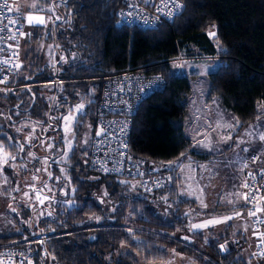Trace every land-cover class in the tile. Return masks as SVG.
Wrapping results in <instances>:
<instances>
[{
  "label": "trees",
  "instance_id": "16d2710c",
  "mask_svg": "<svg viewBox=\"0 0 264 264\" xmlns=\"http://www.w3.org/2000/svg\"><path fill=\"white\" fill-rule=\"evenodd\" d=\"M181 1L183 8L174 19L143 29L119 22L118 12L125 0H55L54 9L61 20L53 22L45 37L54 43L59 56L62 52L68 55L67 62L59 61L56 70L41 62L36 53L38 34L29 44L24 43L14 83L19 85L31 77L62 76L63 83L51 90L70 99L61 115L79 102L85 103L86 113L77 116L73 128L76 142L68 157L69 175L76 189L74 205L69 208L62 201L55 203L51 215L38 220L34 230L44 231L49 238L45 242L47 255L42 254L39 244L32 246L34 264L158 263L169 260L173 249L192 256L195 264H248L243 256L245 244L233 239L242 233L230 236L232 225L212 241L203 231L189 230L188 211L197 202L180 192L176 159L183 156L181 153L190 152L202 159L209 154L191 149L193 140L186 120L192 82L175 71L169 60L182 53L193 59L213 56L219 61L208 73L206 102L217 99L233 112L240 122V133L264 116V110L257 109L258 102L264 103V0ZM193 48L198 49L197 54ZM73 52L75 57L70 58ZM128 67L144 73L160 72L166 80L162 90L142 101L130 135L136 154L175 161L173 183L159 190L133 188V179L123 178L126 182H122L120 177L93 171L87 162L90 146H79L89 123L95 134L106 77ZM0 98L8 105L10 117L6 121L9 125L0 123V144L13 155L21 154L23 135L13 127L20 123L24 127L26 121H47L53 101L45 97L41 84L18 88L15 93L0 89ZM56 120L60 124L59 115ZM62 142L58 140L56 146ZM28 148L25 145L26 151ZM61 153L62 149L53 158ZM54 171L58 174L56 167ZM21 227L31 232L26 225ZM184 235L193 241L183 239ZM20 238V233H2L0 246ZM221 245L226 251L220 250Z\"/></svg>",
  "mask_w": 264,
  "mask_h": 264
},
{
  "label": "rangeland",
  "instance_id": "374dc122",
  "mask_svg": "<svg viewBox=\"0 0 264 264\" xmlns=\"http://www.w3.org/2000/svg\"><path fill=\"white\" fill-rule=\"evenodd\" d=\"M56 4H60V1H56ZM43 6L46 11L44 13L41 12L42 15L45 16L46 20L48 17H52V19L48 20L46 26L43 25L42 27L43 35L39 42H36V53L40 55L41 62L52 66L53 70H56V65L59 61L60 63L67 62L68 55L66 52H62L59 56L55 50L54 43L46 39L45 34L52 28L54 15L57 12L55 9L54 11H49V6L54 8L52 0H46ZM192 52L197 54L198 49L193 48ZM74 57L75 53L73 52L70 58ZM218 63L219 61L213 56L208 60L202 58L186 59L182 63L184 65L183 69L174 68V65H179L178 62L172 63L175 71L180 70V73L187 75L192 82L193 92L189 97V115L191 118V113L193 114V120L191 122L189 118L186 121L188 135L194 141L199 137L210 139V143L207 142V144L211 147L221 148L222 151L219 154L221 158H217V155L209 154L210 160L207 159L204 161V165L197 166L199 176L197 177V182L189 185V191L192 190L197 205L188 211V219L191 227L193 224H200L210 219L222 220L224 217L232 216L233 218L226 222L212 224L207 228L195 229L194 231H203L207 234V239L212 241L218 238L221 233H225L227 226L232 225L230 236L233 237L241 232L242 236H249L252 240L251 221L254 216L248 215L251 210L242 198L243 180L254 169V166L251 165L245 167V162L251 154L259 153L263 161L262 165H264V141L259 139L260 135L264 134V116L256 119L240 133H237L240 122L237 123L239 120L233 112L226 110L217 99H214L213 103L211 102L212 104H207L206 98L209 92L208 73L215 70L218 67ZM52 88L53 86L49 84L43 86V93L49 100L54 95L51 91ZM2 91L8 92L7 90ZM80 104L85 106L84 102L76 105ZM221 109L226 110L225 113ZM257 109L258 111H263L264 103L258 102ZM201 111L206 113L203 116L204 122H201V116H199L202 114ZM68 114L69 112L66 115ZM78 115L76 114V116ZM9 118L8 105L0 98V123L8 124L6 121L8 120L9 122ZM75 122L72 123L71 134L64 131V121L62 120L59 130L52 129L47 137L42 139L37 138L38 135L35 128L38 127L47 131L48 126L43 121H39L38 124L26 121L24 127H22L21 123L17 124V127H13V129L20 131L23 135V150L21 152L25 150V145H28L29 148L25 154H22L23 152L20 154L22 157L21 162H8V166L11 168H8L11 170L9 174L4 168L5 163H3L4 153L9 151L4 144H0V234H21L19 240H13L5 245L17 244L19 247H27L28 245L26 246L25 241L35 240L34 237L39 234H47L44 231L36 232L34 229L41 217L51 213L53 204L62 201L69 208L74 205L72 196L76 189L70 179L68 157L76 142L73 131ZM25 126L27 127L25 128ZM28 127L29 129H27ZM190 129L193 131L192 135L190 134ZM93 134V125L89 123L83 139L79 143L80 148H89ZM66 136L67 140L64 139ZM229 136L231 139L225 140ZM58 140L63 141L61 146H56ZM68 140L71 141V150L67 146ZM198 141L199 143H195V145H200L201 147L205 145L200 140ZM48 144L53 145V147H47ZM61 149V155L53 158L56 152ZM244 149H247V151H244ZM29 153L34 155H29ZM55 167L58 169V174H55ZM11 174L15 175V177L12 178ZM122 182L126 181L123 179ZM131 185L133 188L137 186L141 188L140 183L136 180L131 182ZM38 192L41 198L47 196L49 199L40 204L36 199ZM181 194L183 197L187 194L184 187ZM202 202L207 207H203ZM257 208L263 209V205H257ZM27 209L30 211H26ZM237 212L241 213L238 217L234 216V213ZM261 213L263 211L257 212V214ZM22 224L26 225L31 232L23 231ZM128 229L132 230V228ZM5 245L2 247H5ZM173 250L171 257L166 262L142 264H195L191 259L192 256ZM249 251L250 249L244 248L243 256L248 264H253Z\"/></svg>",
  "mask_w": 264,
  "mask_h": 264
},
{
  "label": "built area",
  "instance_id": "2783aa9c",
  "mask_svg": "<svg viewBox=\"0 0 264 264\" xmlns=\"http://www.w3.org/2000/svg\"><path fill=\"white\" fill-rule=\"evenodd\" d=\"M12 0H9L11 4ZM176 2L183 5L181 0ZM132 5V6H130ZM161 0H152V3H144L143 0H125V5L118 12L119 22L126 25H134L140 28L156 27L164 21L174 19L182 9L174 16H167L157 11L161 7ZM169 7H172L169 5ZM167 12V9L165 10ZM0 83L1 90L15 93L18 88L28 87L34 84H62L65 80L62 76H51L46 79L27 78L21 84L14 83V74L17 71L16 64L21 63L24 35L26 33L25 22L14 12L0 9ZM131 13V15H129ZM59 20V19H58ZM11 21H16L11 23ZM15 35V39H11ZM210 58V57H205ZM186 59H193L180 53L172 58L171 62L179 65ZM4 61H9L4 63ZM180 69V68H179ZM180 73V70L177 71ZM165 77L160 72L144 73L131 67L109 74L104 82L103 92L97 107V127L106 131L99 136L94 134L88 156L89 167L98 173L113 175L120 178L133 179L140 183L146 191H154L166 188L173 183L176 171L175 161H163L150 159L136 154L130 146V135L133 126V117L137 113L142 101L151 93L162 90L165 87ZM254 157H259L253 162ZM259 153L251 154L245 164L254 166L245 176L243 184L247 182L250 188L243 187V193H250L251 203L247 202L251 211L262 204L264 209V165ZM104 169H108L105 171ZM255 177V178H253ZM252 196L255 199H252ZM252 240L249 236H235L234 242L244 243L245 248L250 249L253 264H264V211L256 214L251 221ZM49 235L39 234L35 240H27V247L17 244L0 246V260L4 264H34L35 243L42 247V254L47 255L45 242Z\"/></svg>",
  "mask_w": 264,
  "mask_h": 264
},
{
  "label": "snow or ice",
  "instance_id": "6c2138e0",
  "mask_svg": "<svg viewBox=\"0 0 264 264\" xmlns=\"http://www.w3.org/2000/svg\"><path fill=\"white\" fill-rule=\"evenodd\" d=\"M144 3H152V0H143ZM161 4L162 6L161 7H157V11L160 12V13H165L167 16L171 17V16H174L176 14V12H178L180 9L183 8V5L176 2V0H161ZM169 5H171L172 7H169ZM132 6V5H130ZM28 7L30 8H34V9H38L39 10V5L38 3L36 2H33L32 4L28 5ZM173 8L176 10V12H173ZM0 9H7V11H17L19 12V7H14L12 4L9 3V0H0ZM167 9V12H165V10ZM49 11H54V8H52L51 6H49ZM2 14V13H0ZM129 15H131V13H129ZM52 17H48V19L46 20L45 17L43 15H33V14H29L27 15L26 17V22L29 24V25H47V22L48 20H51ZM56 19H60L59 16L56 17ZM16 21H11V23H15ZM21 36L23 35H26L25 33L23 32H20L19 33ZM210 35L214 36L215 33H210ZM11 39H15V35H13L12 37H10ZM9 61H4V63H8ZM15 67L18 69L21 67L20 64H16ZM184 65H174V68H180V69H183ZM175 74V73H174ZM0 83H4V80H0ZM84 105L83 104H80V105H76L74 106L73 109H71L69 111V114L68 115H65L63 117H61L60 119H62L64 121V131L66 133H69L71 134L72 133V123L74 121H76L77 119V116L76 114H80L81 116L82 115H85L86 113L84 112ZM53 119H57L55 117H53ZM237 123H239V121H237ZM91 127V126H89ZM106 130L104 128H101L97 133L96 135L99 136L101 133L105 132ZM64 139L67 140V136L64 137ZM227 139H231V137H227L225 138V140ZM259 139L261 141H264V134H261ZM85 143H87V141H85ZM68 149L71 150V141L68 140ZM205 147L209 146L207 144L204 145ZM21 147V150H23V145L20 146ZM47 147L51 148L53 147V145L51 144H48ZM244 151H247V149H244ZM5 156H9L10 154L9 153H4ZM29 155H34L32 153H29ZM181 155H184L183 153H181ZM12 159H15V157H12ZM256 159H259V157H254L253 158V162H255ZM7 159L4 160V163H7ZM247 165H245L246 167ZM105 171H107L108 169H104ZM39 171V170H38ZM49 175H51L49 173ZM249 175H252L251 173ZM255 178V177H253ZM45 187H47V185H45ZM243 187L244 188H250V185L245 182L243 184ZM25 195H27V193H25ZM250 197V193H243L242 194V198L251 203V199L249 198ZM36 199L39 201L40 204H43L45 202V200H48L49 197L47 196H44L43 198H41L40 196V193L38 192L37 193V196H36ZM252 199H255L254 196H252ZM261 199H264V196L261 197ZM202 206L203 207H207V205H204L203 202H202ZM13 211H15V209H13ZM264 211V209L262 208H257L255 211H250L248 213L249 216H255L257 214V212H262ZM49 215H51V213H49ZM241 213L237 212V213H234V216H240ZM233 217L232 216H228V217H224L222 220L221 219H210V220H207L203 223H200V224H193L191 225L190 229L189 230H195V229H203V228H207L209 225H212V224H216V223H223V222H226L227 220H231ZM96 219H99L98 217ZM131 231V230H130ZM262 236H264V233L260 234ZM183 239L187 240L188 237H184ZM220 250L221 251H226V248H225V245H221L220 246ZM175 251V250H173ZM0 264H4V261L3 260H0ZM21 264H23V261H21ZM29 264H31V261H29Z\"/></svg>",
  "mask_w": 264,
  "mask_h": 264
},
{
  "label": "crops",
  "instance_id": "0c3cea01",
  "mask_svg": "<svg viewBox=\"0 0 264 264\" xmlns=\"http://www.w3.org/2000/svg\"><path fill=\"white\" fill-rule=\"evenodd\" d=\"M45 1L46 0H12V2H11V4L14 7H19V9H20L19 12H17V11H14V12L25 22V29H26L25 34L26 35H24V40H23V48L24 49L26 47V44L24 45V43L28 42V44H29L36 34H38L39 39H41V36L43 35V33H42L43 25H29L26 22V17L29 14L42 15V13H44L46 11L45 7L43 6V3ZM54 1L55 0H52L53 6L55 4ZM33 2L38 3L39 10L28 7V5L32 4ZM57 16H58L57 14L54 15V21L57 20L56 19ZM37 41L39 42V40H37ZM205 59L208 60L210 58H205ZM201 108H202V104H201ZM221 111H223V113H225L226 110L224 111L221 109ZM201 113L202 114H200L199 116H201V122H204L203 116L206 113H205V111H201ZM189 118H190V115L187 119H189ZM190 120H191V122L193 120V114L192 113H191ZM192 133H193V131L191 130L190 134L192 135ZM198 140H200L202 143H205V144H207V142L210 141V139H207V138L205 139V138H201V137H199L195 141L193 140V144L191 147V149L193 151L200 153V154H211L213 156L217 155L218 156L217 158H221V156L219 155L222 153L221 148H216V147H211V146L201 147L200 145L197 146V145H195V143H199ZM20 152H21V150H20ZM22 152H24V151H22ZM6 153H9V152H6ZM9 154H10L9 156H4V160L7 159L8 162L11 161V162H16V163L21 162L22 157H21L20 153L18 155H13L12 153H9ZM12 157H15V159H12ZM209 158L210 157L202 159V158L197 157L194 154L188 152V153L184 154L183 156L179 157L178 159H176V164H177V168H178L177 175L181 178L180 192L183 190V187H184L186 189V192H187V194L185 195L186 198L194 199V194H193L192 190L189 191V185L196 184L195 182H197V179H198L197 177H199L198 172H197V166L204 165V163H205L204 161H206ZM4 160H3V163H4ZM8 162L4 164L5 165L4 168L5 169L7 168L8 171L7 170L6 171L9 174V171H11L9 169H11V168L8 166ZM12 173H13V171H12Z\"/></svg>",
  "mask_w": 264,
  "mask_h": 264
},
{
  "label": "flooded vegetation",
  "instance_id": "af4514ba",
  "mask_svg": "<svg viewBox=\"0 0 264 264\" xmlns=\"http://www.w3.org/2000/svg\"><path fill=\"white\" fill-rule=\"evenodd\" d=\"M45 84H47V83H42L41 84V87L43 88V86L45 85ZM49 85H51V86H53V87H55L56 89H58V87L61 85V84H49ZM70 99H68V98H61V96H59V95H57L56 93L53 95V97L51 98V101H53V103H52V105H51V107H52V109H50V113H52V114H50V116H49V118L47 119V121H44V124L46 125V126H48V128L46 129L47 131H44V130H42V129H40V128H35L36 129V132H37V138L39 137L40 139H42V138H46L47 137V135L49 134V132L53 129V130H59L60 128H61V125H62V119L59 121L60 122V124L58 123V121L56 120V119H53V117H55V118H57L58 117V115H59V117L61 118V117H63V116H65V115H61L62 114V112H61V110L62 109H64V108H66V107H68L69 106V101ZM32 102L34 103V100H32ZM80 103V102H79ZM76 104H78V103H76ZM66 106V107H65ZM75 106V105H74ZM74 106H71V107H69L70 108V110L72 109V107H74ZM59 109V110H58ZM58 113V114H57ZM38 122L39 121H36L35 123H37L38 124ZM49 123V124H48Z\"/></svg>",
  "mask_w": 264,
  "mask_h": 264
},
{
  "label": "water",
  "instance_id": "95a60500",
  "mask_svg": "<svg viewBox=\"0 0 264 264\" xmlns=\"http://www.w3.org/2000/svg\"><path fill=\"white\" fill-rule=\"evenodd\" d=\"M100 129H101V128H100L99 126L96 128L95 135H96V133H97ZM96 136H97V135H96ZM184 237H188V240H189L190 242L193 241V239H192L191 237H189L188 235H187V236L184 235L183 238H184Z\"/></svg>",
  "mask_w": 264,
  "mask_h": 264
}]
</instances>
